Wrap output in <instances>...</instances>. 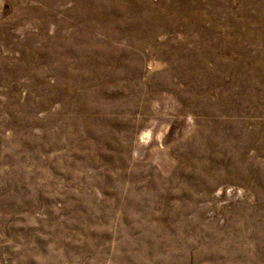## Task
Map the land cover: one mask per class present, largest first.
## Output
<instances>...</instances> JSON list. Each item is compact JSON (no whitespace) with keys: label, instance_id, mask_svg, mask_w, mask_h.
<instances>
[{"label":"rangeland","instance_id":"374dc122","mask_svg":"<svg viewBox=\"0 0 264 264\" xmlns=\"http://www.w3.org/2000/svg\"><path fill=\"white\" fill-rule=\"evenodd\" d=\"M0 264H264V0H0Z\"/></svg>","mask_w":264,"mask_h":264}]
</instances>
